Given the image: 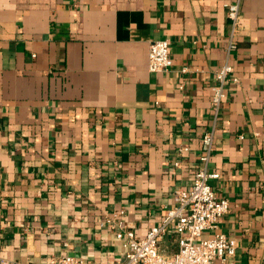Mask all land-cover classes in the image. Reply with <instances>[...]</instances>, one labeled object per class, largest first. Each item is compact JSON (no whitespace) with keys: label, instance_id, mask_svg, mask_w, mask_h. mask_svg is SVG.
<instances>
[{"label":"crops","instance_id":"1","mask_svg":"<svg viewBox=\"0 0 264 264\" xmlns=\"http://www.w3.org/2000/svg\"><path fill=\"white\" fill-rule=\"evenodd\" d=\"M159 39L173 65L154 74ZM226 64L238 80L216 110ZM208 132L212 186L230 202L217 232L236 241L233 264H264V0H0V264L124 260L101 223L159 226ZM160 251H179L174 231Z\"/></svg>","mask_w":264,"mask_h":264},{"label":"built area","instance_id":"2","mask_svg":"<svg viewBox=\"0 0 264 264\" xmlns=\"http://www.w3.org/2000/svg\"><path fill=\"white\" fill-rule=\"evenodd\" d=\"M228 19L231 32L226 50L228 55L238 49L237 37L243 26L241 6L229 4ZM173 65L170 56V40L159 39L149 46L148 68L151 73H168ZM188 71L183 69V73ZM233 68L226 64L216 74L218 82L213 105L216 110L226 97L225 88L232 80ZM214 133L204 136L206 150L201 156V166L196 170L189 189H178L175 192L174 205L164 210V218L159 226L151 228L145 236H139L132 228L122 222L116 223L114 218L106 217L101 223L102 228L109 229L114 240L119 242L124 252V260L115 264H233L237 243L225 234L217 232L219 221L230 211V202L219 198L215 193L212 181L218 180L221 174L208 169L211 153L215 149ZM180 167V163H175ZM124 212L118 215L123 216ZM117 216V215H116ZM169 230L178 237L179 251L172 256H165L160 251V243ZM206 232H213L209 238H203ZM50 264H87L82 258L73 256H53Z\"/></svg>","mask_w":264,"mask_h":264},{"label":"water","instance_id":"3","mask_svg":"<svg viewBox=\"0 0 264 264\" xmlns=\"http://www.w3.org/2000/svg\"><path fill=\"white\" fill-rule=\"evenodd\" d=\"M74 257H76V256H74ZM78 257V256H77Z\"/></svg>","mask_w":264,"mask_h":264}]
</instances>
